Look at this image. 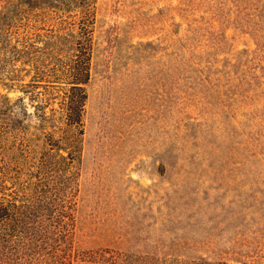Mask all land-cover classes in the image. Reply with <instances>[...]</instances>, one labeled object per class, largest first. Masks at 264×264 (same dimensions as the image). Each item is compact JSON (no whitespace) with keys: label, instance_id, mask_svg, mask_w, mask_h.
Returning <instances> with one entry per match:
<instances>
[{"label":"rangeland","instance_id":"374dc122","mask_svg":"<svg viewBox=\"0 0 264 264\" xmlns=\"http://www.w3.org/2000/svg\"><path fill=\"white\" fill-rule=\"evenodd\" d=\"M84 18L82 133L46 173L71 224L62 264H264V0H0V95L32 133L30 93L56 84L7 89L32 79L11 46ZM34 143L0 135L19 192L40 186Z\"/></svg>","mask_w":264,"mask_h":264},{"label":"trees","instance_id":"16d2710c","mask_svg":"<svg viewBox=\"0 0 264 264\" xmlns=\"http://www.w3.org/2000/svg\"><path fill=\"white\" fill-rule=\"evenodd\" d=\"M27 3L30 6L31 0ZM86 21L84 18L82 25L78 26L77 37L70 33L45 46L25 44L21 50L11 46L9 51L12 59L23 56L28 61L25 65H29L32 79L23 84L12 77L1 78L9 83L5 84L7 89L16 85L34 86L41 81L55 82L56 87L49 91L43 86L44 93H30V99L36 102V132L33 133L30 126L16 117V104L10 97L0 95V135L14 140L35 141L31 151L38 154L37 160H40L36 165L40 170L36 182L40 186L34 189L26 186L23 193L16 189V179L9 175L5 158H0V264H62L65 258V234L71 225L65 220L69 221L66 201L56 198V194L48 196L45 189L49 178L46 173L60 166L64 160L68 159L71 166L75 161L86 99L83 85L89 80L91 31ZM53 38L55 36L50 35L47 39L52 41ZM56 42L60 45L56 46ZM62 46H68L71 53L68 52L67 56L60 54ZM55 94L59 99L53 100L54 107L51 99L56 97H50ZM62 146L67 149L66 156L61 153ZM57 147L60 148L52 158V149Z\"/></svg>","mask_w":264,"mask_h":264}]
</instances>
